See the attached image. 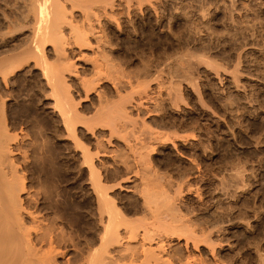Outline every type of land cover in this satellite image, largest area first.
I'll return each instance as SVG.
<instances>
[{"label": "rangeland", "instance_id": "1", "mask_svg": "<svg viewBox=\"0 0 264 264\" xmlns=\"http://www.w3.org/2000/svg\"><path fill=\"white\" fill-rule=\"evenodd\" d=\"M25 1L27 3H25ZM25 1L0 0V62H8L10 60L12 61L13 58V62L17 58L19 60H16L18 61V64L17 62H11V64H13V67L12 65H8L10 62L7 64L9 69L12 67L10 71L9 69H7L8 71L6 70L8 72L7 74H5L7 75V80L3 77L5 75L2 76L0 74L1 79L2 77L4 78V81L0 79V81H2L0 84V97L5 102L4 107L6 106L5 112L7 111V117H11L7 118V120L9 121H7L8 126L11 128V131L8 132L9 134H11V138L12 136H16V134H20L18 141L22 145V147L25 146L24 148L26 150L23 148V151L25 150L27 154L32 155L34 153H38L40 154L38 155L40 157H43L44 154V158L48 163L46 161L45 163L44 160L41 161L42 158L39 159L40 161L37 162V164L35 165L36 167L34 165L31 166V169L33 171L29 166L30 171L28 172L30 174L34 173L35 171H38L40 173L41 170L39 169H41L42 165H44V168L47 167L46 171L50 170V164L52 163L51 161H55V164L57 163L56 166L58 165V169L57 167H55L57 169H55V173L52 172L53 174L51 175V170L48 173L55 185L58 188L61 187L60 191L64 193V195L66 194L65 198L67 199V201L69 200L68 202L70 203V207H68L67 209V214L69 217L66 222V225L69 224V228H67L71 233H73V235L76 234L77 236H79V239L82 238L81 241L90 243V236H92L90 227H92L93 223L90 220H93L91 216H93L92 213L94 211L92 212V209L94 210L95 206L93 205L94 201L92 199L88 182V173L87 171H83L80 166V151H78L77 147L75 149V146H73V144H75L73 141L74 139L67 135V131L62 124L58 113H55L54 109H57V105L54 104V100L56 99V97L51 95L50 92H48L47 95L46 88H43L44 86L42 85V83H40L41 72L38 67L36 66L37 68H34V62L29 59L28 61L23 60L24 56L19 57L18 55L17 58L15 57L17 54H21L22 51L24 52L25 50H27L28 47L30 48L34 40L32 35L33 31L32 28H30L31 25H33L31 24V20H33L32 15L34 14L32 13L33 11L31 10V12L30 10H28L29 8H27L26 6L31 3V0ZM83 1L86 4L87 0ZM126 1L128 0H112L113 3H111V1L108 2V4L111 3L110 5L106 3L108 6L104 3L107 6L105 12H108H101L102 14L100 13V16L98 15L100 18L97 16L98 18H96L94 22V24L97 26V29L99 26V30L96 29V31H104L100 32L101 34L98 33L102 38V42H106L108 40L106 43H103L105 45L102 44L104 52L102 51L101 56H99V53L101 52L100 50L103 49L97 46V44H99L98 41L95 40L94 35H91L90 33L91 43H88L90 44V47L86 43V46L84 45L85 48L83 47L81 51L82 54H85L81 55L80 52L76 50L74 51V54L73 52H70L69 56L72 58L71 61H74L73 63L75 64V67L77 68L81 78L83 76L87 77L89 75L90 77L88 76L86 80L87 83L88 81L89 83H92V80L93 84L99 81V83H96V86L94 85V87L96 89H101L102 87V90H98L99 92L101 91L100 93L98 92L99 96H102L104 98L105 94H107V96H109V98L107 99H110L111 104L113 103V101H115L116 104L118 97H122L121 94L123 95L125 93L126 95H124V97H129V95L127 94L129 90L127 89L130 88L131 91L132 89H134L132 91L134 93V95L132 93L133 96H137V92L138 95L142 94V97L146 101H144V99L142 98L141 102L143 104L137 105L138 107L135 106L136 108L133 111L134 114H131L133 117L132 120H134L135 117H139L141 115V118H139L144 121V123L146 121L145 125L148 124L149 126H145L144 123L142 124L139 118H136V122L139 120L136 123L137 125L135 124L136 127L132 123L131 126L129 125L127 127L128 129H123L125 133H123V131L120 132L122 136H119L118 133V136L117 134H115V136L112 135L111 138V136L109 137L110 130L108 128L102 129V127L100 128L98 126V133L92 135L90 132L89 134L88 132L85 134V132L87 131V128H85V124L84 127L81 126L82 124H79L77 130L79 132V141L84 146H89L88 148L92 149L96 146L95 139L101 136V141H103L104 147H107L109 149L108 152V149L105 148L107 150L106 154H110H105L104 157L102 156V159H104L105 163L112 164L114 160L113 158H117L114 156L117 154L116 156L120 157L121 155L119 154H121V152H124L126 153V155H123L122 153V156L126 158L130 157L129 161L132 160V163H130L133 165L135 163L134 160L131 159L134 158L132 156L133 153L128 150L129 147L126 148V146H128V144H126V140H130V138H126L128 135L130 137V133L126 131H131L129 129H133V125L134 129L132 130V135L136 133L133 136L142 138L144 134V137L146 138L148 136H150L149 138H151L152 136V141H154L152 142L147 138L149 142H146V138L143 137L145 141H142L143 139L139 138V141L141 139L139 143L146 142V144L148 143L147 145H150L149 143H151V145L155 147H152L154 149L150 147V149L152 150L148 149L150 150L149 152L151 154L147 152L149 154V157H146L147 160L148 158L150 160H144H146L147 164L151 161L149 165L152 166L151 169H153V173L156 171V175L160 174L162 176L164 175L163 177H165L162 178V176L159 175V177H161V180H163L162 182L161 180L160 182L157 180L159 183H162L157 185L163 186H159L157 188H163L161 191H167L166 194L168 193V191L169 193L172 191L170 193L171 196L173 194L176 195L175 192L177 193L176 189L178 185H181L182 187V191L178 188V190L181 191V194L178 192L179 196L176 198V200L173 201V198L175 197L174 195V197L172 198L173 203H180L179 205L174 204L176 205V207L180 206V208L178 207L179 211L176 212V215L179 217V212H181L182 217L184 215H187L184 218H190L201 223L204 222L202 220H205L207 218L209 219V221L207 219L205 221L209 222L210 224L208 223V226H211V228L213 229L216 227L219 228L218 226H220V224H218V226L215 225L219 217L217 223L223 224L220 226L222 231H220V233H223L224 235H220V233H216L215 235L216 241L218 239L217 235L221 238L220 240L218 239L220 243L217 242V245H222H216V254H209L206 248L202 246L199 250H197L198 252L196 250L192 251L189 256L188 253H184L186 250L183 249V251H185L182 252V256L178 257L177 260H180V258L182 257V261H185L184 256L187 254V257H191L190 259L193 260L190 264H194V259H192V257L195 258L197 256L198 260L201 259L200 261H202L203 264H231V261L233 262L232 264H234V262L235 264H264V0H130L131 2L128 1L127 3ZM61 2L62 4H65V2L67 3L66 6L63 4V6L65 7H63L62 10H65V8V11L69 10L68 12H65L67 13V15H69V13L73 12L74 10L73 9L70 11L69 6H73L70 5V2L71 4H75L78 1L61 0ZM80 2H82V0ZM79 3L75 4V7H77L74 10V14L80 15L79 17L76 16V18L79 19L78 22L80 21L79 24H81L84 20L86 21L87 19H83L86 18L85 15L83 16V14L86 12V9L84 11V4L82 3L83 6H80L84 11V13L81 14L83 11L80 10V12L78 10L80 8ZM13 4L15 6H13ZM17 5L19 7H17ZM12 6L13 9H11ZM26 13H32L30 14V17L32 19L29 17V19H26ZM70 15H73V13H71ZM4 16L5 19H3ZM6 16L10 20L7 19ZM22 16H24L25 18ZM74 16L75 15H73V17ZM12 17H14L13 19L20 17L19 19L22 25L16 24L19 22V19L17 18L14 21ZM82 19L83 21H81ZM93 19H95V17ZM98 20L100 21L97 22ZM75 21L76 19H74V22ZM85 21L83 24L86 23L87 25L88 23L87 21ZM78 22H76L75 24L81 26L78 24ZM96 23H99V25H97ZM25 24H28L29 27L27 25L25 28ZM118 24L119 28L117 27ZM23 25L24 27L22 28ZM102 33H104V35ZM102 36H104L105 38H103ZM92 37H94V39ZM46 48L51 53L49 54V56L50 62L52 63L54 62V52L50 46H47ZM90 56L92 58H90ZM21 58L23 62L25 61L24 65H22L23 62ZM87 58L90 59V62ZM91 59L92 62H94V60H97L100 63L102 60L104 63L109 62L107 64L112 65L110 66V68L114 67V74H117V78L114 74H112L114 75V77H112V75H108L109 78H107V72L105 73L107 77L105 75H101L100 78V75H98L97 77L96 73H92L93 69L91 66ZM103 62L101 64H103ZM20 63L21 67H19ZM111 63H113L114 65ZM2 65L5 66L6 63H3ZM103 65L105 67V64ZM28 66L30 67V69H28ZM108 70L111 74V70ZM79 75L78 77H73L72 80L69 81V84L71 86L70 91L72 92L71 95H73V98H76L75 100L78 99L81 101H79V104L81 103L79 106H81L83 109H81L82 114H85L89 117L92 116L91 114H95V107L98 106L99 108L100 105L98 102L100 101V98L99 96L97 97V90L93 87L92 84H90L91 87H93L96 91L90 89V91L87 92L89 88H87L88 90H86V87L89 86H87L86 84V87L84 89V84L82 83L84 82L85 78L81 83L82 80L79 81ZM91 76H93V78ZM103 76L106 78H104ZM110 77H112V79H118L119 77L120 79L122 78V80L125 79L129 82L131 80V86L133 85L132 87H135L136 89L138 87L137 92L135 88H132L130 86L128 88H122L120 87V85L117 87V84H114L115 79L112 80ZM78 82L81 83L82 87ZM113 84L118 89H121L115 90L116 87H114ZM175 85H177V88ZM82 88L86 90V92ZM122 89L123 91H121ZM125 90L127 91L125 92ZM116 91L120 92L119 96ZM139 91L145 93H140ZM85 93H88L87 97ZM101 93L105 94L101 95ZM177 94L180 95V98L177 97ZM107 96H105V98ZM134 98L136 97H132V99L130 97L128 98L130 101H132V103L129 102L130 104H133V102L136 101V99ZM170 98L171 100L173 99V102L170 100ZM124 99L127 100V98ZM117 103L122 104L120 100ZM135 103L136 102H134V104ZM52 104H54L55 108L52 106ZM79 106L78 109L81 108ZM174 106L177 107L175 108ZM10 120L11 122L13 121V123H11ZM10 123L12 124V126L10 125ZM9 127L7 128L8 130L10 129ZM146 127H153L154 129L157 128V130H155L156 132H154L153 128H151L152 130H147ZM135 128L136 132L134 131ZM20 129H23L22 133H20ZM141 130H143L144 133L143 131L141 132ZM97 131L95 130V132ZM102 131L105 132L103 133ZM163 132H165V134ZM176 132L179 134L177 135ZM157 133L159 138L165 140V142L163 141L164 143L157 138ZM162 133L165 136L161 135ZM188 133L190 134L189 138L188 136L186 137ZM123 134L125 135V137H123ZM191 134H193V136ZM27 135L29 136V138ZM65 135L69 136L70 138L66 137ZM179 135L180 137H178ZM153 136H156V139ZM174 136L176 139L174 138ZM21 137H24V139L22 140ZM107 137L111 139L109 140L108 138L107 140ZM122 137L126 139L123 140ZM167 137L170 138V141L169 139H165ZM105 138L111 143L106 144L105 142L107 141L105 140ZM98 139H100V137ZM133 139H131V141H133ZM157 139L159 142L157 141ZM155 140L157 142H155ZM167 140L169 143L167 142ZM134 143L137 144L138 141L136 140V142H132L131 145H133ZM112 144L114 145V147ZM153 144H157L158 146H155ZM112 149H114L115 151ZM111 152L115 153L112 154ZM51 156L54 158H52ZM106 158L107 161L105 160ZM101 161L103 162V160ZM76 162L80 166L79 169L78 165L76 166ZM136 164L137 163H135L133 167H139L140 164H137L138 166ZM34 168H36V170ZM28 172L27 176L29 178H33L32 175L35 176V173L30 176ZM116 172H110V174H113V177H119L121 175L119 174L120 171L118 172V174ZM161 172H163L164 174H161ZM44 174H46V172L41 173L43 180L47 176ZM185 174L189 176L188 179ZM179 175L186 177L187 180L183 179V181L186 180V182L184 181V183H181V177L179 179ZM236 177L240 178L241 181L239 179V182L236 181ZM177 179H179L178 181L181 184H177ZM134 180L139 179L133 178V181ZM130 181L131 182L128 181L125 189L123 187V189L121 190L118 189L120 191H116L117 200H119L118 203L119 205H123L121 209L124 211L127 210V214L132 212V210L136 212V209H139L141 206L137 204L140 203L139 197H136L138 191L136 189H133L134 186L135 188L141 186V183H136V181L135 183H133L132 179ZM171 181L174 183H172ZM225 181H227L228 183ZM134 184H136L137 186ZM173 185L177 186L176 189ZM171 186L173 188H171ZM169 187L171 190H169ZM232 188L235 190H233ZM173 189H175V192ZM165 191L163 194H165ZM169 193L167 194L166 198L170 197L168 196ZM134 197L136 199H139V201ZM130 199H133V201ZM129 200L132 202H130ZM78 201H82V206L84 207L77 209L74 208V203H80H78ZM134 201L138 206L134 204ZM126 205L127 208L129 207V210L127 208H124V206ZM89 207L91 208V211H89ZM72 213L75 216H73ZM130 214V218L135 215V213L131 216ZM70 215L73 216V218ZM78 215L80 216L79 220H75L74 218H76V216L78 217ZM141 215V213H138V216ZM201 216L205 218H202ZM221 219H223L225 222L223 223V220ZM203 224L205 225V223ZM214 225L216 227H214ZM76 231L78 233H76ZM223 231L226 232L224 233ZM77 236L75 238H77ZM221 236H223V238ZM224 236L231 239H225ZM174 240H172L170 243L173 248L177 243V239L175 238ZM255 247L257 248V250ZM67 251H69L68 254L70 256L74 254L71 249H67ZM205 253L206 255H208V259L205 256ZM220 255L222 256L221 258ZM260 255L262 257H260ZM201 256L202 258H200ZM210 257H213L215 259ZM190 259L187 260L191 261ZM177 260H175L174 263ZM219 260L222 262H220ZM195 261L197 262V260ZM200 261H198L197 264H202L199 263ZM176 264L182 263L177 261Z\"/></svg>", "mask_w": 264, "mask_h": 264}, {"label": "bare ground", "instance_id": "2", "mask_svg": "<svg viewBox=\"0 0 264 264\" xmlns=\"http://www.w3.org/2000/svg\"><path fill=\"white\" fill-rule=\"evenodd\" d=\"M75 1H78L75 3V4H78L81 0L80 1L75 0ZM109 1H111V3H113L112 0H109ZM109 1H107V0H87V2L85 4L84 1L82 0V2L79 3V7L83 3L84 6L83 5L82 6L85 7L84 11L86 9V12L84 13V11L82 10L83 8L82 9H81V7L79 9L77 8L79 11L80 10L83 11L81 14L84 13L83 16L85 15L86 18H83V19H87L86 20L88 23L87 25H86V23L83 24L85 21V20L83 21V19L81 20L83 22L81 24H79L80 21L78 22L79 19H77L76 16L79 17L80 15L74 14V10L76 9L77 6L75 7V4H71V2H70V5L71 6L73 5V6L72 7L69 6V9H70V11L74 9L73 12H71V13H73V15H75L74 16L75 18L73 17V15H70L71 13H69V15H67V13H65V12L69 11V10L65 11L66 8H65V10H62V8L65 7L67 3L66 2H65V4L63 3L65 5V6H63L62 2H64V1L61 2V0L60 1L59 0H44V3H43V0H31L30 1L31 5L25 4L27 6V8H29L28 10H30V11L32 10L33 12L32 11L31 12L34 14V15H32L33 20H31L32 21L31 24H33V25H31V27H30V28H32V31H33L32 35H33L34 40H33L32 46H30V48L28 47L29 49L27 48V50H25L24 52L22 51L23 54L21 52V54H17L15 57L17 58L18 55H19V57L24 56V58L25 57H27V58H25V59L23 58V60L28 61V59H29V60L33 61L34 62V64H33L34 68L37 66L41 72L40 73L41 74V82L40 83H42V85L44 86L43 88H46L47 95H48V92H50L51 95L56 97V99L55 100L53 99V100L55 101L54 104L57 105V107H56L57 109H54L55 108L54 104H52V106L54 107L53 109H54L55 113L56 112L58 113L59 118L62 121V124L64 125V127L67 131L66 132L67 135H69L72 139H74L73 141L75 144L72 143L73 146H75V149L77 147L78 151H80V154H81L80 155L81 156L80 166H81L83 171H85V172L87 171V173H88V174L87 173H85V174H87L89 177L88 178L89 181L88 180L87 181L89 182L92 199L94 201V204L93 203L92 204L95 207H94V210L92 209V212L93 211L94 212L93 213L90 212L93 215V216H91V218H93V220L89 219L90 221L93 222V223L91 222L92 227H90L91 228L90 232H92L91 233L92 236L89 235L91 237L90 243H87L86 241H81L82 238L79 239L78 238L79 236H77L76 234L75 235L77 236V238H75L76 236L73 235V233H71L68 230L69 224L66 225L67 219L69 217L67 214V209H68V207H70V203L68 202L69 200L67 201V199L65 198L66 194L64 195V193H62L60 191L61 187L58 188L55 185V183L51 180L50 175L48 173L50 170H51L50 171L51 175L53 174L52 172L55 173V171L58 169V167H57L58 165L56 166L57 163L55 164V161L50 160L52 163L49 162L51 164H50V170H48V171H46L47 165L45 166L46 168H44V165H42L41 169H39V170H41L40 173L38 171L37 172L35 171L34 172L35 174L34 173L30 174L28 172V171H30L31 166H33V165L35 166L37 164V162L40 161L39 159L42 158L41 161L42 160H44V162L46 161L44 158V154H43V157L38 156V155H40L38 153L37 154L34 153L32 155L27 154V152H25V150H26L24 148L25 146L22 147V145L18 141L20 134H16V136H12V138H11V136H10L11 134H9V132H8V131H11V128L8 126L9 121L7 120V118L9 116L7 117V115H6L7 111L5 112V107H6V106L4 107L5 102L0 97L1 98L0 99V264H176L177 261H179L182 264H185V261H186V264H190L193 260L190 259L191 257H187V254L185 255L184 253H188V256H189V254H191L192 251H195V250L197 251L203 246L206 248V250L208 251L209 254H212V255L216 254L215 252L217 251V246L219 245V244L217 245V242L220 243V241H218V239L220 240L221 238L217 235L218 239L216 241L215 235H216V233L217 234L220 233V231H221L220 226L223 225L221 223H217L219 220V217H218V220L216 222L217 224L215 223V225L218 226V224H220V226H218L219 228H217L214 225V227H216L214 229L211 228V226H208L210 223L205 221L207 218L205 220L201 219L202 221H204L201 223L199 221L192 220L190 218H184L187 215H184L182 217L181 212H179L181 215L179 214V217H178L176 215V212L179 211L178 207L180 208V206L176 207V205H174V204H177V202L173 203V201H175L176 198L179 196L178 192L181 194V191H182L181 185H178V187L173 185L175 189L177 187V189H176L177 193L175 192V189H173L177 196L174 195L173 193L172 194L175 197L173 195L170 196V193L172 191L170 193L168 191V193H169L168 196H170V197H168L169 199L166 198V196L168 194V193L166 194L167 191L164 190L166 195L163 194L164 191L163 192L161 191L163 189V188H161L163 185H159V186H161L160 187L161 189L157 188V187H159L157 184H162V183H159L161 180V177H159L160 174L156 175L157 174L156 171L153 173V169H151L152 166L149 165V163L151 161L148 164L146 163L147 157H149L148 155L151 154L149 151L155 148L154 146L151 145V143H149L150 145H147L148 143L146 144V142H149L148 139H150L152 141V136H151V138H149L150 136H148L147 137L148 139H147L146 137H144L145 136L143 134L144 131L141 130V132L143 131V133H142L143 136L141 134L142 138L141 137H139V138L143 139V137H144L148 141L146 140V142L139 143L141 141V139L139 141V138L137 136L136 137L133 136L136 134L135 133L136 128L134 130L135 134L132 135V133H133L132 130L134 129V126L136 127V125H137L136 123L139 121L138 120L136 122V118L138 119L141 116V115L139 117L134 116L135 118H134V120H132V118H133L132 115L134 114L133 111L135 110L136 107H138L137 105L143 104L141 102L142 98H143L142 94L138 95V92H137L138 87H137V89L135 87H132L133 85L131 86V84H130L131 80H130V82L126 81L125 79L122 80V78L121 79L119 78L120 76L118 77V79H120V80L116 79L117 74H114L115 73V71L113 69L114 67H111L114 71L113 72L112 69L110 68V66H112V65L107 64L109 62L104 63L102 60L101 63L103 62V64H105V67H104V65L101 64L100 62H98L97 60L96 61L94 60V62H92V59H91V62H92L91 66H92V69L94 71V72L92 71V73H96L97 77H98V75H100L99 78L101 77V75L106 76V74H105L106 72H107V76L108 75L111 76L112 74H114L116 78L112 79V77H114V75H112V77H110V78L112 80L115 79L114 84H117V87L119 85L122 88L123 87L128 88L130 86V87L136 89L137 96L136 95L133 96L134 93L132 91L134 89H132V91H131V88L127 89V90H129L127 92V94L129 95V97L131 99H132V97H136V98H134V99H136V101H134L136 103L134 104V102H133L134 105L129 103V102L132 103V101H130L128 99L129 97H127V96L124 97V95H126L125 93L123 95L121 94V96H122V97H120L121 99L119 97H118V100L115 99V100H117V102H119V100H120L122 102V104L117 103V102L115 104V101H113V103L111 104L110 99H107V98H109V96H107V94H105V93H104L105 96H107L106 98H105V96H104V98L102 96H99V93L101 91L99 92L98 90L100 88L96 89L94 87V85L96 86V83H99L98 79H97L98 82L93 84V80H92L93 76H91L92 77L91 78L92 83H89V81L87 83L86 80H87V77L89 75L87 77L83 76L81 78V76L78 73L77 68L75 67V64L73 63L74 61L73 62L71 61L72 58L69 56L70 52H73V54H74V51L77 50L78 52H80L81 55H84L85 53L82 54L81 51H82L83 47L85 48V46H86L85 44L87 43V45L90 47V44H88L91 40L90 34L91 35L93 34L95 37V40L98 41L99 44H97V46L100 47L101 49H103V50H100L101 52L99 53L100 54L99 56H101L102 51L104 52V48H103L102 44L105 41L102 42V40H101L102 38L98 34V33L102 32L103 30L100 29L101 30L100 32L96 31L97 26L94 24V22H95L96 18H98L100 16V13L105 12L106 7L111 4V3L108 4ZM128 1H130V0H128ZM128 1H126V3ZM25 3H27V2L25 1ZM104 3L105 4L107 3L108 5L106 4L107 5L106 6ZM29 5L32 7H30ZM13 6H15V5L13 4ZM13 6L11 9H13ZM17 7H19V6L17 5ZM79 11H78V13H79ZM4 12H5V10H4ZM106 12H108V11H106ZM32 13H30V14H32ZM26 14H27L26 19L28 17L31 18L30 14H28V13H26ZM8 16H9V14H8ZM19 16H21V15H19ZM22 17H24V16H22ZM94 17H95V19H93ZM112 17H114V16H112ZM13 18L14 17H12V19ZM3 19H5V16ZM7 19H9V18L7 17ZM16 19H13V20L15 21ZM74 19H76L75 22H74ZM99 21L100 20H98L97 22H99ZM76 22H78V24L81 26H78L77 24H75ZM12 23H13V21H12ZM9 24H8V26H9ZM16 24H18V25L21 24L20 19H19V22ZM27 25L25 24V28ZM97 25H99V23ZM14 26H15V24H14ZM23 27H24V25L22 26V28ZM28 27H29V25H28ZM117 27L119 28V24L117 25ZM16 28H18V27H16ZM19 29H20V27H19ZM97 30H99V26H98ZM67 32H69V33H67ZM7 33H8V31H7ZM102 34L104 35V33H102ZM94 37H92V38L94 39ZM102 37L105 38L104 36H102ZM97 41H96V43H97ZM103 45H105V44H103ZM47 46H50L54 52V62H52V63L50 62V56H49V54H51V53L46 48ZM91 47H92V45H91ZM52 50H50V51H52ZM98 50H99V48H98ZM91 56H92V54H91ZM91 56H90V58H92ZM87 57H88V55H87ZM108 57H109V55H108ZM85 58H86V56H85ZM13 60H14V58H13ZM13 60L12 61L10 60L8 62H3V61L0 62V74L2 76L8 73L7 72L8 71L7 69H9L8 65H10V66L12 65V67H13V64H11V62H13ZM16 60H18V58L15 59V61H14V62H17V64H18L19 60L18 61H16ZM21 60H22V58H21ZM23 60H22V62H23ZM88 60L90 62V59H88ZM25 61L23 62L22 65H24ZM84 61H86V60H84ZM109 61H110V59H109ZM3 63L4 64L6 63V65L5 66L2 65ZM21 63L19 64V67H21L20 66ZM111 64H113V63H111ZM15 65H16V63H15ZM11 68L9 69V71L11 70ZM14 68H15V66H14ZM28 69H30V67ZM108 69L111 70L110 71V72H112L111 74L109 73ZM78 75L80 77L79 81L82 80L81 83L83 82V79L85 78L84 82L82 83V84H84L83 85L84 89H85L86 85L89 86V87H86V90H88L87 88H89V90L87 92H89L90 89L91 90L96 89L97 90L96 93L98 94V95L97 94L96 95H97V97L99 96V98H100V101L98 102L100 105L99 108H98V106L95 107V110H96L95 114L92 112L93 113V114H91L92 116H89V117L85 114H82L81 111L83 109L81 106H79L81 104V103L79 104L80 100H78V99L75 100L76 98H73V95H71L72 92L70 91L71 86L69 84V81L72 80L73 77H78ZM6 76L7 75H5L3 77L6 79L7 78ZM8 76H9V74H8ZM109 76L107 78H109ZM3 77L1 79V76H0V79L2 81H4ZM106 77H104V78H106ZM171 78H172V76H171ZM116 80H118V81H116ZM127 80H128V78H127ZM2 81H0V84ZM81 83H79V84L81 85ZM90 84H92L95 89L93 87H91ZM114 84H113V86L116 87ZM192 84H194V83H192ZM143 86H145V85H143ZM175 86L177 88V85H175ZM81 87H82V85H81ZM117 87L115 90L121 89V88L118 89ZM147 88H150V87H147ZM86 90H84V91L86 92ZM100 90H102V87ZM127 90H125V92ZM121 91H123V89ZM117 93L119 96L120 92H117ZM132 93H133V95H132ZM140 93H145V92H140ZM87 94H86V97H87ZM102 94L103 93H101V95ZM130 95H132V96H130ZM45 96H46V94H45ZM177 97L180 98V95H178ZM122 98H123V100H122ZM124 98H127V100ZM172 98H174V97H172ZM79 99H80V97H79ZM84 99H85V97H84ZM170 100H171V98H170ZM127 101L129 104L127 103ZM144 101H146V100L144 99ZM51 103H53V102H51ZM78 106L81 108L78 109ZM172 106H173V103H172ZM142 107H144V106H142ZM142 107H140V108H142ZM178 107H180V106H178ZM147 109H149V108H147ZM148 113H147V115H148ZM86 117H88V118H86ZM9 118H11V117H9ZM55 120H57V119H55ZM140 121L142 122V124L144 123V121H142L141 119H140ZM10 122H11V120H10ZM11 123H13V121ZM11 123H10V125L12 126ZM132 123L134 125V126L132 125L133 129H129L132 132L128 131V130L126 131V132L130 133V137L128 134H127L128 136L126 137L127 139L130 138V140H126L127 143L126 142L125 143L128 144V146H126V144H125V146H126V148L129 147L128 150L133 153L132 156L134 158H131V159H133L135 163L140 164L139 167H136V166L133 167V165L135 163L132 165L131 164L132 160L129 161L130 157H128V156H127L128 158L123 157L122 153H123V155L124 154L126 155V153H124V152H121V154H119V155H121L120 157L116 156L117 155L116 154L114 156V157H117L116 159L112 157L114 159V160L112 159L113 160L112 164L105 163L104 159H102V156L104 157V155L107 153V150L105 149L107 147H104L103 141H101V136H99L100 139H98L99 137L97 139H95L96 146H95V148H92V149L88 148L89 146L88 147L84 146L79 141L80 139H78L79 138V135H78L79 132L77 130H78L79 124L80 125L82 124L81 125L82 127H84L86 125L87 127L85 126V128H87V131L85 132V134L87 132L89 134V132H90L92 135H94L95 133L96 134L98 133V131H97L98 126L100 128L102 127V129L108 128L110 130L109 137L111 136V138H112V135L115 136V134H117V136H118V133H119V136H122V134H120V132L123 131L124 128H127L129 125L131 126ZM139 124H141V123H139ZM145 124H146V121H145L144 125ZM7 126L10 128L9 130L7 129L8 128ZM145 126H149V125L147 124ZM168 126H169V124H168ZM151 128H153V127H149V128H147V130L151 129ZM171 128H169V129H171ZM22 130L20 129V133H22ZM95 130L97 132H95ZM151 130H149V131H151ZM155 130H157V128L156 129L153 128L154 132H156ZM161 131H163V130H161ZM106 133H107V131H106ZM123 133H125V132L123 131ZM163 133L165 134V132H163ZM163 133L161 135H164ZM178 134L179 133H177V135ZM182 134H181V136H182ZM39 135H40V133H39ZM67 135H65V136L70 138ZM98 135H102V134H98ZM156 135L158 136V133ZM189 135L190 134L188 133V135H186V137L188 136V138H189ZM191 135L193 136V134H191ZM103 136H104V134H103ZM105 136H106V134H105ZM138 136H139V134H138ZM164 136H163V138H164ZM172 136H173V134H172ZM175 136H174V138H175ZM24 137H21V139L23 140ZM109 137H107V140ZM123 137H125L124 134H123ZM178 137H180V135ZM186 137H184V138H186ZM28 138H29V136H28ZM111 138H109V140ZM126 138H123V140H125ZM154 138H153V140H154ZM157 138L160 139L161 142H163V141L165 142V140H163L162 138H159V136ZM21 139H20V141H21ZM131 139H133V141H131ZM158 139H157V141H158ZM165 139H169V141H170V138H168V137ZM36 140H37V138H36ZM105 140H106V138H105ZM136 140L138 141V143L137 144L134 143L133 145H131L132 142H136ZM142 141H145V140L143 139ZM157 141L155 140V142H157ZM152 142H154V141H152ZM167 142H168V140H167ZM105 143L107 144V143H111V142L107 141ZM41 144H43V143H41ZM171 144H172V142H171ZM174 144H175V142H174ZM38 145H40V144H38ZM153 145H155V144H153ZM30 146H32V145H30ZM113 147H114V145H113ZM150 147L151 148L154 147V148L150 149ZM23 148L25 149L24 151H23ZM93 149H95V150H93ZM148 149H150V150H148ZM112 150H114V149H112ZM116 150H117V147H116ZM144 150H145V154H144ZM32 151H33V149H32ZM108 152H109V149H108ZM147 152H149V154ZM113 153H115V152H113ZM108 154H106V155H108ZM144 157H146V158H144ZM52 158H54V157H52ZM135 159H136V161H135ZM144 159H146V160H144ZM101 160H103V162ZM105 160L107 161V158ZM149 160L150 159L148 158L147 161H149ZM144 161L146 164L144 163ZM29 164H31V165H29ZM59 164H60V162H59ZM77 165H78V163L76 164V166ZM29 166H30V169H29ZM80 166L78 165V169L80 168ZM55 167H57V169ZM72 167H74V166H72ZM34 169L36 170V168H34ZM80 171H81V169H80ZM116 171H118V172L120 171L119 174H121V175L119 177H113L112 176L113 174L112 175L110 174V172L114 173ZM27 172L30 176L32 174H34L35 176L32 175L33 178H31V177L29 178L27 176ZM45 172H46V174H44V175H47L48 177L46 176L47 178L45 177V179L43 180L41 173H45ZM118 172H116V173L118 174ZM157 172H159V171H157ZM162 173L163 172H161V174ZM181 175L178 176L179 179L181 177V183L182 182L184 183V181L186 182V180L189 178V176L185 174V176H187V179H186V177L181 176ZM238 175H240V174H238ZM114 176H117V175H114ZM160 176H162V175H160ZM163 176H162V178H165ZM182 177H184V178H182ZM133 178L139 179V180L133 181ZM131 179H132L133 183H135V181H136V183H138V182L141 183V186H139L141 188H139V187L135 188V186L133 188V189H136L138 191V194H136V197L137 196L139 197L140 203H137V204L141 205V206L139 209L137 208L138 210L136 209V212H134L132 210V212H130L132 214H130L128 212L130 214V216L135 213V215L133 216L134 218L129 217V214L126 213L127 210L124 211L121 209L123 207V205H119V203H118L119 200H117V195H116V193L118 191H120L121 189H123V187H124V189L126 188L128 181L131 182L130 181ZM179 179H177L176 182ZM183 179H186V180L183 181ZM238 179L240 180V178L236 177L235 180L239 182ZM155 180H156V182H155ZM162 180H161V182H162ZM173 181H175V180H173ZM225 182H227V181H225ZM125 183H126V185H125ZM172 183H174V182H172ZM181 183H179V181H178L177 184H181ZM134 185H136V184H134ZM233 185H234V183H233ZM237 185H236V187H237ZM74 186H76V185H74ZM128 186H129V184H128ZM138 188H139V190H138ZM171 188H173V187L171 186ZM178 188L181 189V191L178 190ZM118 189H120V190H118ZM235 189H233V190H235ZM169 190H171L170 187H169ZM183 190H185V189H183ZM188 191H189V189H188ZM225 191H226V189H225ZM183 192H185V191H183ZM118 196H119V194H118ZM126 196H127V194H126ZM129 197H130V195H129ZM132 197H133V195H132ZM172 198H173V201H172ZM70 199H71V197H70ZM84 199H85V197H84ZM139 199H136V200L139 201ZM130 200L133 201V199H130ZM129 201H127V202H129ZM132 201H130V202H132ZM78 203L79 204L74 203V205L72 203L71 204L76 209L84 207V206H82V201H78ZM131 204H133V203H131ZM134 204L136 205L135 201H134ZM179 204L180 203H178L177 205H179ZM138 205H136V206H138ZM90 207H89V209H90L89 211H91ZM132 207H133V205H132ZM124 208L126 209L127 205L124 206ZM127 209L129 210V207ZM187 209H188V206H187ZM73 213H72V215H73ZM138 213H141L142 215L138 216ZM73 216H75V215H73ZM73 216H71V217L73 218ZM204 216H206V215H204ZM79 218H80V216L78 215V217L76 216V218H74V219L79 220ZM202 218H205V217H202ZM83 220H84V218H83ZM207 220L209 221V219H207ZM221 220H223V219H221ZM222 222L224 223L225 221L223 220ZM229 222H227V223H229ZM69 223H70V220H69ZM203 223H205V225ZM206 223H207V226H206ZM85 229H83V230H85ZM222 229H224V228H222ZM76 233H78V232L76 231ZM221 234H223V233H220V235ZM228 234H227V236H228ZM221 237L223 238V236H221ZM175 238L177 239V243L175 244V247L173 248L170 243ZM224 238L225 239H231V238H226L225 236H224ZM223 240H221V241H223ZM174 242H175V240H174ZM172 244H173V242H172ZM67 249H71L74 252V254H72V256L74 255L73 257L68 254L69 251H67ZM183 249H185L186 251L184 250L185 251L184 252ZM258 249H259V247H258ZM256 250H257V248H256ZM182 252H184L183 254L185 256L184 255L183 256L185 257V259H184L185 261H182V257L180 258V260H177L178 257L182 256L181 255ZM235 253H237V252H235ZM194 254H195V252H194ZM223 255H224V253H223ZM233 255H235V254H233ZM236 255H238V254H236ZM205 256L207 257L208 255H206V253H205ZM186 257H187V259H190L191 261L187 260ZM194 257H195V255H194ZM221 257L222 256L220 255V258ZM260 257H262V256L260 255ZM200 258H202V256ZM210 258H213V257H210ZM232 258H234V257H232ZM192 259H194V264H197V262L201 260V259L198 260V256L195 258L192 257ZM207 259H208V257H207ZM213 259H215V258H213ZM175 260H177V261L174 263ZM195 260H197V262ZM240 260H242V259H240ZM206 262H207V260H206ZM220 262H222V261H220ZM199 263H202V261H200ZM215 263H216V260H215ZM232 263L233 262L231 261V264ZM217 264H219V263H217ZM222 264H224V263H222ZM234 264H235V262H234Z\"/></svg>", "mask_w": 264, "mask_h": 264}]
</instances>
